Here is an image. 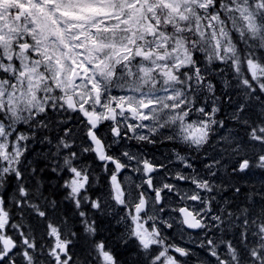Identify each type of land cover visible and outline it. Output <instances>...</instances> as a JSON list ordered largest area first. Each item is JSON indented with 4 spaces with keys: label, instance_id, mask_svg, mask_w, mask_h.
I'll return each mask as SVG.
<instances>
[{
    "label": "snow or ice",
    "instance_id": "6c2138e0",
    "mask_svg": "<svg viewBox=\"0 0 264 264\" xmlns=\"http://www.w3.org/2000/svg\"><path fill=\"white\" fill-rule=\"evenodd\" d=\"M0 264H264V0H0Z\"/></svg>",
    "mask_w": 264,
    "mask_h": 264
}]
</instances>
